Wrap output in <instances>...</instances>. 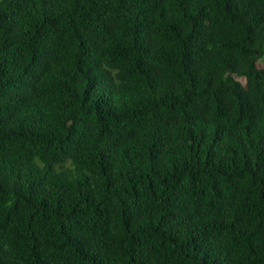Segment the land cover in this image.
<instances>
[{
    "label": "trees",
    "instance_id": "1",
    "mask_svg": "<svg viewBox=\"0 0 264 264\" xmlns=\"http://www.w3.org/2000/svg\"><path fill=\"white\" fill-rule=\"evenodd\" d=\"M264 0H0V264H264Z\"/></svg>",
    "mask_w": 264,
    "mask_h": 264
},
{
    "label": "rangeland",
    "instance_id": "2",
    "mask_svg": "<svg viewBox=\"0 0 264 264\" xmlns=\"http://www.w3.org/2000/svg\"><path fill=\"white\" fill-rule=\"evenodd\" d=\"M257 65L259 68L263 69L264 68V56L261 57L258 62H257Z\"/></svg>",
    "mask_w": 264,
    "mask_h": 264
}]
</instances>
